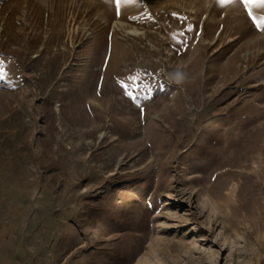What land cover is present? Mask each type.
<instances>
[{
  "label": "rangeland",
  "instance_id": "obj_1",
  "mask_svg": "<svg viewBox=\"0 0 264 264\" xmlns=\"http://www.w3.org/2000/svg\"><path fill=\"white\" fill-rule=\"evenodd\" d=\"M15 2L0 264H264V27L243 3L51 0L28 21Z\"/></svg>",
  "mask_w": 264,
  "mask_h": 264
},
{
  "label": "bare ground",
  "instance_id": "obj_2",
  "mask_svg": "<svg viewBox=\"0 0 264 264\" xmlns=\"http://www.w3.org/2000/svg\"><path fill=\"white\" fill-rule=\"evenodd\" d=\"M22 1L23 0H16V2L14 3L13 7L14 6H21L22 4ZM40 5L41 7H43L44 9H46L47 7H50L51 5V0H27V8H28V11H29V15H28V21H30L32 18L36 17L37 15V6L36 5ZM15 8V7H14ZM117 23H119V21H117ZM119 24H123L122 22H120ZM30 25L32 26V24L30 23ZM32 33L31 35L34 36V39L35 37H37V35L39 34V31L36 30L35 32V28H33V30L29 31V34ZM242 36V35H241ZM238 38H241V37H238ZM232 40H236V36L235 37H232L231 38ZM33 40V39H32ZM259 40V38H255V39H252L251 42H249V45L252 46V45H255L256 42ZM37 42V40H33L29 45L30 47L33 49V47L36 45L35 43ZM241 46H244V43H242ZM228 63V61H227ZM106 92H103V90L100 89L99 87V84L96 86V93H94V91H90V93H88V95L94 99V100H105L106 98ZM167 96H164V95H161L156 101H161V100H167ZM169 106H172L169 105Z\"/></svg>",
  "mask_w": 264,
  "mask_h": 264
},
{
  "label": "snow or ice",
  "instance_id": "obj_3",
  "mask_svg": "<svg viewBox=\"0 0 264 264\" xmlns=\"http://www.w3.org/2000/svg\"><path fill=\"white\" fill-rule=\"evenodd\" d=\"M108 3H115L117 14H119L120 6L122 4H127L134 2V0H106ZM221 3L223 2H237V0H220ZM239 2L243 3L245 9L247 10V14L254 22V25L256 28H262L264 27V15H257L254 14L253 9H262L264 10V0H239ZM126 95L129 97H132L133 100H135V97L132 95L131 92H126Z\"/></svg>",
  "mask_w": 264,
  "mask_h": 264
},
{
  "label": "clouds",
  "instance_id": "obj_4",
  "mask_svg": "<svg viewBox=\"0 0 264 264\" xmlns=\"http://www.w3.org/2000/svg\"><path fill=\"white\" fill-rule=\"evenodd\" d=\"M168 79L176 85H182L189 79V74L180 68H177L168 73Z\"/></svg>",
  "mask_w": 264,
  "mask_h": 264
}]
</instances>
